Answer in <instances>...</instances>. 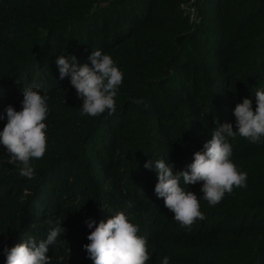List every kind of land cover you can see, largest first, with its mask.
<instances>
[{
  "label": "trees",
  "instance_id": "trees-1",
  "mask_svg": "<svg viewBox=\"0 0 264 264\" xmlns=\"http://www.w3.org/2000/svg\"><path fill=\"white\" fill-rule=\"evenodd\" d=\"M95 50L113 58L123 82L114 114L81 116L55 59L74 55L91 67ZM29 86L48 97L47 150L28 179L0 145V264L5 246L46 239L49 219L66 230L49 246L50 264H93L86 220L117 212L139 226L148 264H264V137L229 139L247 186L220 203L209 206L200 184L184 185L204 216L190 228L155 195V169L143 167L167 159L174 173L188 171L219 125L235 126L236 104L247 98L255 109L264 0H0V131Z\"/></svg>",
  "mask_w": 264,
  "mask_h": 264
},
{
  "label": "clouds",
  "instance_id": "clouds-1",
  "mask_svg": "<svg viewBox=\"0 0 264 264\" xmlns=\"http://www.w3.org/2000/svg\"><path fill=\"white\" fill-rule=\"evenodd\" d=\"M88 60L91 67L79 64L74 55L56 57L59 77L62 80L70 76V84L82 100L81 116L97 117L105 112L112 115L116 112L115 97L123 82V73L113 58L100 50L91 51ZM255 98V109L247 98L236 104L235 126L231 123L219 125L211 139L204 143L203 150L193 154L188 171L174 173V165L167 159L155 162L150 159L144 163L145 169L156 171L155 195L163 198L164 206L182 227L190 228L196 220L204 219L197 195L184 185L200 184V191L209 206L220 203L234 188L247 186V173L239 170L231 159L229 139L235 140L239 136L260 143L264 137V91H256ZM47 100V96L29 86L23 90L21 110L17 111L11 105L5 110L7 122L0 131V145L7 150V163H19V175L28 179L35 176L31 161L42 159L47 150V125L44 122L49 111ZM133 103L143 104L144 101L133 100ZM127 207L132 208L133 204L128 202ZM47 224L46 239L37 242L34 237H29L10 248L5 246L4 264H50L46 255L49 246L66 230L59 219H49ZM86 225L91 231L87 236L89 243L83 248L93 264H148L151 259L146 239L138 235L139 226L130 222L124 212H117L99 223L89 218ZM162 264H169V258L164 257Z\"/></svg>",
  "mask_w": 264,
  "mask_h": 264
},
{
  "label": "built area",
  "instance_id": "built-area-1",
  "mask_svg": "<svg viewBox=\"0 0 264 264\" xmlns=\"http://www.w3.org/2000/svg\"><path fill=\"white\" fill-rule=\"evenodd\" d=\"M190 4H191V3H190ZM192 6H193V5H192ZM192 6H189V8H188V9H189V10H188V11H189V14H192V13H193ZM186 7H187V6H186ZM186 9H187V8H186Z\"/></svg>",
  "mask_w": 264,
  "mask_h": 264
},
{
  "label": "rangeland",
  "instance_id": "rangeland-1",
  "mask_svg": "<svg viewBox=\"0 0 264 264\" xmlns=\"http://www.w3.org/2000/svg\"><path fill=\"white\" fill-rule=\"evenodd\" d=\"M189 6H192V4H189V5L186 7L187 9H186V8H185V6H184L185 10H187V11H188V10H189V9H188V8H189ZM192 9H194V6H192Z\"/></svg>",
  "mask_w": 264,
  "mask_h": 264
}]
</instances>
